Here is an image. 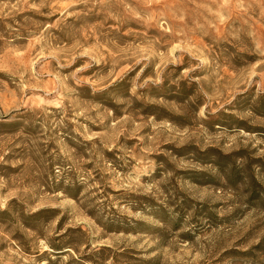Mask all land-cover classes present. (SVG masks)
<instances>
[{"label":"rangeland","instance_id":"rangeland-1","mask_svg":"<svg viewBox=\"0 0 264 264\" xmlns=\"http://www.w3.org/2000/svg\"><path fill=\"white\" fill-rule=\"evenodd\" d=\"M0 264H264V0H0Z\"/></svg>","mask_w":264,"mask_h":264}]
</instances>
